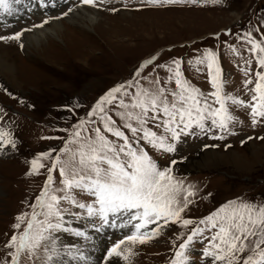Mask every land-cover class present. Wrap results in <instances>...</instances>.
<instances>
[{"label":"rangeland","instance_id":"374dc122","mask_svg":"<svg viewBox=\"0 0 264 264\" xmlns=\"http://www.w3.org/2000/svg\"><path fill=\"white\" fill-rule=\"evenodd\" d=\"M48 1L43 0L42 6L41 0H21L12 5L11 14L0 11V36H11L21 27L31 29L21 31L22 36L30 35L35 28L41 29L34 25L43 24V28L56 19L63 21L64 27L63 40L49 39L48 43L41 44L43 49L34 47L24 51L22 36L19 41L0 40V128L11 133L17 144L15 150L11 146L0 150L3 152L0 153V262L8 251L4 245L13 234L15 217L31 211L27 204L40 194L48 175L50 161L44 160L41 163L45 168L40 169L39 175L26 176L30 168L27 161L38 153L63 147L73 125L88 118L87 113L101 96L128 81H138L142 87L152 89L157 77L161 86L175 91L174 79L164 83L170 73L166 68L157 67L172 66L173 60L180 61L182 78L207 95L214 89L209 83L206 64H196L195 60L205 49H210L216 53L222 70L221 95L250 101L243 83L249 77L241 69L246 67V60L252 59L250 76L255 80V57L246 51L250 45L238 37L250 31L256 39L264 34V0H221L220 3L184 0L172 4H148L146 0H111L101 4L96 0V7L83 5L80 0ZM35 5L41 8L35 10ZM69 7L73 10L68 15L79 9L97 13L99 24L91 31L69 23L68 15H63ZM113 8L117 11H111ZM20 9L25 11L24 15ZM45 20L48 23H43ZM229 46H234L239 54ZM152 57L155 60L137 76V69ZM189 61L193 63L190 65ZM253 87L254 83L248 85V89ZM213 99L209 98V103ZM213 106L219 107V104ZM226 106L237 118L227 129L212 127L200 133L194 128L197 135L182 136L177 151L171 154H161L144 145L161 168L176 160L173 175L183 181L185 188L190 185L195 193L189 197L191 203L181 214L183 218L199 221L237 198L264 200V118L257 117L258 122L253 126L250 108L230 101ZM110 107L115 108V105ZM109 115L117 126L121 125L113 112ZM205 123L210 125V121ZM92 127L83 135L90 134ZM148 127L158 135L164 134L152 123ZM122 130L130 135L127 129ZM105 135L116 139L108 133ZM213 136L224 139H213ZM56 154L53 151V156ZM62 159H67V155ZM52 175L53 186L61 187L59 170ZM75 195L84 203L92 199L79 191ZM61 207L70 208V213L65 215L68 231L55 234L58 244L83 252L86 259L82 264H169L175 251L173 242L177 245L181 242L175 239L177 233H187L194 227L182 228L179 223L170 222L157 238L143 245L136 244L127 261L123 258L106 261L107 249L128 234V230L105 226L102 231H96L88 220L71 214L84 210L67 203H62ZM96 223L98 225L99 221ZM75 230H83L88 238L76 237ZM211 235V232L204 233L205 237ZM207 244L208 239H204L203 243L191 245L193 252L188 255L193 264H208L199 256L203 251L199 248ZM49 255L40 248L31 259L26 253L22 254L19 264H45ZM54 264H73V261L61 255Z\"/></svg>","mask_w":264,"mask_h":264},{"label":"snow or ice","instance_id":"6c2138e0","mask_svg":"<svg viewBox=\"0 0 264 264\" xmlns=\"http://www.w3.org/2000/svg\"><path fill=\"white\" fill-rule=\"evenodd\" d=\"M20 2L21 0H0V11L11 14L12 5ZM110 2L111 0H100L101 4ZM146 2L172 4L184 0ZM211 2L220 3L221 0ZM80 3L97 6L96 0H80ZM41 5L43 6V0ZM72 10L69 7L63 15H68ZM111 11L117 9L113 8ZM43 23H48V20ZM42 26L43 24L34 25ZM22 34L18 31L11 36H0V40L19 41ZM238 39L250 45L246 51L255 57V80L250 76L252 59L246 60V67L241 69L249 77L243 83L251 97L250 101L229 94L221 95L222 70L217 55L212 50L205 49L195 63L206 64L213 92L205 95L184 80L179 60H173L172 66L157 65L170 73L164 83L174 79L175 91L161 86L159 77L154 81L155 87L152 89L142 87L138 81L117 85L97 100L87 113V119H81L73 125L63 147L38 153L27 161L30 168L26 176L39 175L40 169L45 168V164L41 163L44 160L50 161L48 175L40 194L32 203L27 204L31 211L21 212L15 217L13 234L4 245L8 251L0 264H19L22 254L26 253L31 259L40 248L50 253L45 264H54L61 255L68 256L73 264H82L86 259L84 253L79 249L59 246V238L55 235L68 231L65 227V215L70 213V208L61 207L62 203L84 210L71 214L88 220L96 231H102L105 226L128 230V234L107 249L104 257L106 261L112 258L127 261L136 244L143 245L157 238L171 222L179 223L182 228L190 225L194 227L187 233H177L175 239L181 242L178 245L173 242L175 251L169 264H193L188 255L193 252L191 245L194 242L203 243L204 239H208V244L203 248L201 257L208 264H264V200L237 198L221 205L199 221L183 218L181 214L191 203L189 197L195 193L191 191L190 185L185 188L183 181L173 175L176 160L161 168L144 147L148 145L161 154H171L177 151L182 136L197 135L194 128H198L200 133L209 131L212 127L227 129L237 119L226 106L229 101L234 105L250 108L253 126L258 122L257 117L264 118V34L256 39L250 31ZM229 47L237 52L234 46ZM153 60L155 57L142 63L136 75ZM192 63L189 61L190 65ZM253 83L254 87L248 89V85ZM133 88L134 91H129ZM209 98H214L212 103H209ZM214 104H219V107H214ZM112 105L115 108L110 107ZM110 111L119 118L120 126L109 115ZM205 121H210V125H206ZM149 123L155 128H161L164 134L158 135L148 127ZM89 126H94L91 133L83 135L89 132ZM122 129H127L130 135ZM105 133L116 139H109ZM212 138L224 139L223 136ZM5 146H11L15 150L17 144L11 133L0 128V150ZM53 151L57 152L55 156ZM65 154L67 159H62ZM57 169L61 178V187L58 188L53 186L55 182L52 175ZM77 191L91 197L90 202L78 201L75 195ZM96 221H99L98 225ZM151 225L155 227H150ZM205 232H211L212 235L205 237ZM73 234L79 238H88L83 230H75ZM197 237L200 239L197 240Z\"/></svg>","mask_w":264,"mask_h":264},{"label":"bare ground","instance_id":"6f19581e","mask_svg":"<svg viewBox=\"0 0 264 264\" xmlns=\"http://www.w3.org/2000/svg\"><path fill=\"white\" fill-rule=\"evenodd\" d=\"M38 8H41V6L37 7V5H35L34 9L37 10ZM56 8L59 9L58 7H56ZM20 10H22V9H20ZM22 11H24V10H22ZM27 12H29V11H27ZM49 13L53 14L52 11H50ZM24 14H25V11H24V13H22V15H24ZM14 17H15V15H14ZM56 20L57 21H54V22L50 23L49 25H47L43 28L41 27L40 30L35 28L33 31H31L30 35L28 33L23 35L22 39H21V45H23L22 48H24V51H28L30 48H33V49L36 48L37 49V48L41 47L42 46L41 44L44 43L45 41L48 43L49 39H58V40L61 39V40H63V35H62L63 34L62 31H64L63 21H59V19H56ZM66 20L71 24L77 23V25H80V26L92 31L95 29V24L98 23V14L97 13H89L87 11V9H79V10H76V11L70 13L68 15V17H66ZM0 21H1V17H0ZM98 26H100V25H98ZM66 43H68V42H66ZM41 49H43V47H41ZM10 69L12 70V68H10ZM0 153H3V152L0 151Z\"/></svg>","mask_w":264,"mask_h":264}]
</instances>
